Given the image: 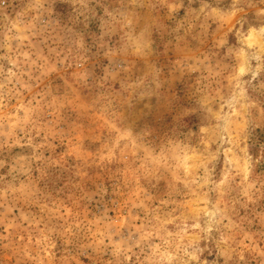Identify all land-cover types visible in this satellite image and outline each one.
Segmentation results:
<instances>
[{"label":"rangeland","instance_id":"obj_1","mask_svg":"<svg viewBox=\"0 0 264 264\" xmlns=\"http://www.w3.org/2000/svg\"><path fill=\"white\" fill-rule=\"evenodd\" d=\"M0 264H264V0H0Z\"/></svg>","mask_w":264,"mask_h":264},{"label":"built area","instance_id":"obj_2","mask_svg":"<svg viewBox=\"0 0 264 264\" xmlns=\"http://www.w3.org/2000/svg\"><path fill=\"white\" fill-rule=\"evenodd\" d=\"M2 5H6L7 4V0H1Z\"/></svg>","mask_w":264,"mask_h":264}]
</instances>
